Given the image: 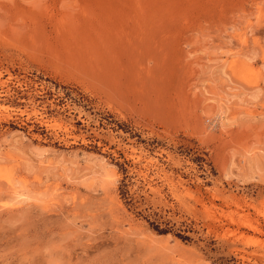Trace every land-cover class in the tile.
I'll return each instance as SVG.
<instances>
[{
  "label": "rangeland",
  "instance_id": "374dc122",
  "mask_svg": "<svg viewBox=\"0 0 264 264\" xmlns=\"http://www.w3.org/2000/svg\"><path fill=\"white\" fill-rule=\"evenodd\" d=\"M0 264H264V0H0Z\"/></svg>",
  "mask_w": 264,
  "mask_h": 264
},
{
  "label": "bare ground",
  "instance_id": "6f19581e",
  "mask_svg": "<svg viewBox=\"0 0 264 264\" xmlns=\"http://www.w3.org/2000/svg\"><path fill=\"white\" fill-rule=\"evenodd\" d=\"M12 186H14V185H12ZM9 187H10V186H9ZM9 187H8V188H9ZM9 189H10V188H9ZM13 189H14V188H13ZM11 190H12V188H11ZM11 190H10V191H11ZM17 190H18V189H17ZM17 190H16V192H17ZM8 191H9V190H8ZM27 192H28V191H27ZM12 193H13V191H12ZM18 193H19V192H18ZM23 194H24V193H23ZM27 194H28V193H27ZM17 195H18V194H17ZM28 196H29V195H28ZM21 197H22V196H21ZM25 202H26V201H25Z\"/></svg>",
  "mask_w": 264,
  "mask_h": 264
}]
</instances>
